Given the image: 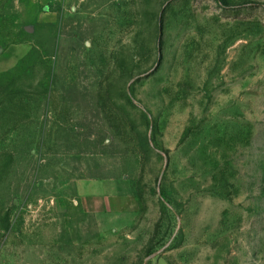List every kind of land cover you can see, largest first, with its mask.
I'll list each match as a JSON object with an SVG mask.
<instances>
[{
    "label": "rangeland",
    "instance_id": "1",
    "mask_svg": "<svg viewBox=\"0 0 264 264\" xmlns=\"http://www.w3.org/2000/svg\"><path fill=\"white\" fill-rule=\"evenodd\" d=\"M0 264H264V0H0Z\"/></svg>",
    "mask_w": 264,
    "mask_h": 264
}]
</instances>
